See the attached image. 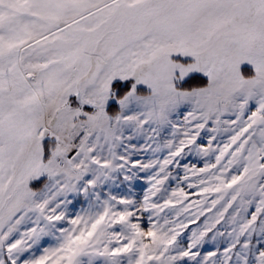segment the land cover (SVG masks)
<instances>
[{"label":"snow or ice","instance_id":"6c2138e0","mask_svg":"<svg viewBox=\"0 0 264 264\" xmlns=\"http://www.w3.org/2000/svg\"><path fill=\"white\" fill-rule=\"evenodd\" d=\"M0 264H264V0H0Z\"/></svg>","mask_w":264,"mask_h":264},{"label":"rangeland","instance_id":"374dc122","mask_svg":"<svg viewBox=\"0 0 264 264\" xmlns=\"http://www.w3.org/2000/svg\"><path fill=\"white\" fill-rule=\"evenodd\" d=\"M202 164H203V162L201 161L200 166H202ZM140 189H141V185H138V186H137V193L140 192Z\"/></svg>","mask_w":264,"mask_h":264}]
</instances>
